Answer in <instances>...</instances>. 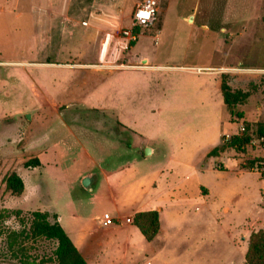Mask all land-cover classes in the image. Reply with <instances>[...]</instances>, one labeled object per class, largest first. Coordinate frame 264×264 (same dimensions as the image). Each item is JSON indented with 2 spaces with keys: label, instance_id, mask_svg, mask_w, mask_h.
I'll list each match as a JSON object with an SVG mask.
<instances>
[{
  "label": "rangeland",
  "instance_id": "rangeland-1",
  "mask_svg": "<svg viewBox=\"0 0 264 264\" xmlns=\"http://www.w3.org/2000/svg\"><path fill=\"white\" fill-rule=\"evenodd\" d=\"M141 1L72 0L66 10V21L71 24L74 35L48 42L45 47L35 39L43 27L37 6H42L44 1L0 0V264H56V241L34 238L28 233L30 212L46 210L49 202L71 232L73 223L68 225L67 219L72 218L73 213H85L97 224L104 211L110 213L112 210L107 201L99 203L92 198L102 182L101 176L95 177L97 184L93 190L83 192L79 188L78 173L93 169L89 167L85 152L108 156L121 150L113 142H105L103 133L109 129V134H115L117 124L113 117L119 110L126 117L130 112L124 109L118 96L120 69L125 67L103 68L104 71L95 73L89 81L76 80L65 72L73 65V51L88 50L99 54L110 49L114 36L120 40L133 8ZM55 2L58 4L59 0ZM153 2L157 8L156 23L141 32L134 51H145L150 57L149 63L163 68L156 73L135 70L132 83L136 76L137 80L141 78L146 82L173 80L180 83L189 72L198 73L209 81L208 71H214L219 79L224 76L232 89L249 92L248 98L238 107L243 112L242 118L225 116V109L214 105H218L219 96L223 101L218 87H212L214 103L210 104L207 99L205 109L207 131H210L213 116L224 117L221 145L230 159H222L225 167L221 163L204 165L218 171H206L210 193L205 198L204 208L213 212L208 215L206 224L220 227L219 232L208 229L207 232H213L206 236L209 239L215 233L221 239V261L225 264L229 256L225 253L229 247L227 242L235 238L241 246L244 241L248 243L251 232L264 229V150L247 145L246 141L240 146L238 143L230 145L234 138L241 139L247 134H240V124L248 130L257 128L259 133L264 125V0ZM156 35L158 38L151 37ZM101 56L102 61L112 62V65L120 62L117 58L107 60ZM45 61L53 65L37 66ZM211 66L216 68H205ZM144 92H137L130 101L134 104L140 98L137 109L141 111L138 112L146 113L148 107L154 108L156 118L145 121L143 116L140 118L133 113L132 122L140 125L142 121L141 125L150 133L162 138L165 134L168 138L164 111L159 113L156 109L159 105L164 108L165 94L144 105ZM181 98L179 94L178 100ZM79 102L90 107L111 108L115 112L112 115L93 112L75 105ZM195 123L201 127L202 121ZM53 124L59 126L52 128ZM84 124L97 125L103 133L88 130L82 126ZM118 129L122 133L120 142H129L132 133L119 126ZM224 133L231 134L228 141H224ZM151 138L152 142H157L156 136ZM38 153H42L40 159L46 169L40 182V167L32 169L23 165ZM120 160L108 157L107 163L117 165ZM12 171H16L25 184L19 195L12 194L5 186L4 178ZM185 191L193 193L188 186ZM238 257L241 260L239 253Z\"/></svg>",
  "mask_w": 264,
  "mask_h": 264
},
{
  "label": "crops",
  "instance_id": "crops-1",
  "mask_svg": "<svg viewBox=\"0 0 264 264\" xmlns=\"http://www.w3.org/2000/svg\"><path fill=\"white\" fill-rule=\"evenodd\" d=\"M43 1L42 6H37L41 11V26L43 27L35 35V39H39L45 46L48 42L61 40L65 35L73 36L74 31L72 34L71 24L66 21L68 18L66 10L72 5V0H59L58 4L55 0ZM18 14L20 13L16 15ZM74 24H76L75 20L73 27ZM111 26L116 25L111 24ZM129 26L130 16L128 25L124 27ZM151 37L158 38V35ZM137 40L128 43L125 38L117 40L114 36V42L110 44V49L106 52L95 54L88 50L73 51V65L65 72L66 76L74 77L76 80H92L95 73L104 71L103 68H109L113 64L106 60L102 61L101 55L107 60L117 58L120 60L117 64L127 65L124 69H120L122 76L118 79V96L124 103V109L130 112L126 117L119 110L118 115L115 113L116 116L113 118L119 122V127L132 133L129 142H125L126 144L120 142L122 133L119 129H117V135L109 134L107 130L105 134L97 129V125H82L88 130L103 133L105 142H113L112 144H116L121 149L115 155L109 153L108 156L85 152L89 159V167L93 169L87 173H78L79 188L83 192L93 190L95 187L93 189L92 187L97 184L95 177L101 176L103 185L100 182L99 189L92 195V198L99 203L107 201L112 206V210L110 213L104 211L97 224L85 213H73V217L67 219L68 225L73 223V232L71 228L70 231L66 229L63 218L59 216L51 202L46 210L40 211L50 213L54 211L57 220L59 219L58 222L88 264H182V262L184 264H222L221 239L217 238L215 233L209 239L206 236L207 233L213 232H207L208 229H215L219 232L220 227L207 226L208 215L213 212L204 208L205 198L210 193V188L206 183V171L211 169L215 173L218 172L215 168L209 169L204 165L221 163V166L225 167L222 159L230 160L225 152L217 156H207L214 147L221 144L224 117L220 115L214 118L213 116L214 121L211 122L210 131H207L205 127L207 99L210 104L214 103L212 95L215 92H212V87L220 89L221 79L218 78L216 72L208 71L209 81L198 73L189 72L187 74L189 76L180 83H174L173 80L146 82L141 78L137 80V76L132 83L135 70L156 73L157 69L163 68L161 65L149 63L150 57L145 51L141 49L134 51ZM102 42H105L104 38ZM47 62L50 61L37 66L50 67L49 65H53ZM137 64H142V66L138 67ZM205 68H216V66ZM141 90H145L144 105H147L154 97H161L165 94L164 108L159 105L156 109L159 113L164 111L168 138L165 134L162 138L157 137L154 132L150 133L146 126L143 128L142 121L140 125L132 122L130 116L133 113L140 118L143 116L145 121H152L156 118L154 108L148 107L144 111L146 113L138 112L141 111L137 109L139 107L137 102L141 101L140 98L134 104L130 101ZM219 91L222 96L221 89ZM179 94L182 95L180 101L178 100ZM217 102L218 105L215 103L214 105L219 106L220 110L222 107L224 109L220 96ZM75 105H82L93 112L94 110H105L111 111V115L115 112L111 108L90 107L85 102ZM181 113L183 116H180ZM200 120L202 121L201 127L195 123ZM135 121H137L136 117ZM60 123L66 124L62 121ZM57 126L59 124H53L52 128ZM154 136L157 142H152L151 137ZM41 154L38 153L36 156L41 164L32 168L40 167L42 175L39 174V179H41L39 182L43 180L46 171L40 159ZM108 157L121 160L117 165H108ZM83 182L87 185H83ZM186 186L192 188V194L185 191ZM150 210H157L159 213V229L155 237L147 241L132 223V217L137 212ZM105 213L112 219L108 225H103ZM227 243L229 247L225 249V251L228 250L225 253L228 252L229 256L225 258V264H242L248 243L244 241L239 246L235 238ZM238 253L241 255V260Z\"/></svg>",
  "mask_w": 264,
  "mask_h": 264
},
{
  "label": "trees",
  "instance_id": "trees-1",
  "mask_svg": "<svg viewBox=\"0 0 264 264\" xmlns=\"http://www.w3.org/2000/svg\"><path fill=\"white\" fill-rule=\"evenodd\" d=\"M133 31L134 33H138L139 29L135 28ZM220 89L226 115L230 116V118H242L243 112L242 110H239L238 107L248 98L249 92L232 89L224 76L221 78ZM95 111L105 113L106 115L111 114V111L94 110V112ZM115 123L117 126L119 125L117 120ZM107 131L111 130L107 129ZM259 131L264 133V125H262ZM114 132L117 135V131L114 130ZM245 141H247L246 136L241 139L234 138L230 145L238 143L240 146V144ZM223 151L224 145L220 144L219 146L214 147L207 156H217ZM40 164V160L37 157L30 158L23 163L26 168H35ZM4 182L6 188L12 194L19 195L24 190V181L16 171L7 174L4 178ZM132 223L139 229L147 241H151L159 229V213L157 210L137 212L132 217ZM28 233L34 238L43 237L56 241V247L54 250L56 264H88L58 222L56 214L52 215L48 211L40 210L31 211ZM244 264H264V229L251 232L248 239Z\"/></svg>",
  "mask_w": 264,
  "mask_h": 264
},
{
  "label": "built area",
  "instance_id": "built-area-1",
  "mask_svg": "<svg viewBox=\"0 0 264 264\" xmlns=\"http://www.w3.org/2000/svg\"><path fill=\"white\" fill-rule=\"evenodd\" d=\"M156 13L157 8L153 0H143L139 2L131 12L130 15V26L122 30L123 38L126 39L128 43L137 40L140 33L145 29L153 26L156 23ZM85 24V23H84ZM138 28L139 32L134 33V29ZM113 67H127V65L123 63L111 65ZM138 67L142 66V64H137ZM264 72V69L262 70ZM240 134H246L247 141L246 144L250 146L261 147L264 150V134L259 133L257 128L247 129L245 125H239ZM231 138V134L224 133L223 139L224 141H228ZM112 222L110 216L105 213L103 215V225H108Z\"/></svg>",
  "mask_w": 264,
  "mask_h": 264
},
{
  "label": "water",
  "instance_id": "water-1",
  "mask_svg": "<svg viewBox=\"0 0 264 264\" xmlns=\"http://www.w3.org/2000/svg\"><path fill=\"white\" fill-rule=\"evenodd\" d=\"M27 117L29 118V116H28V115H27ZM83 185H85V186H86V185H87V183L83 182Z\"/></svg>",
  "mask_w": 264,
  "mask_h": 264
}]
</instances>
